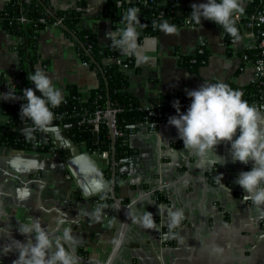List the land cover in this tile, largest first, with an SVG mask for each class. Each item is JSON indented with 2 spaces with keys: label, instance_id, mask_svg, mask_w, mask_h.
I'll return each instance as SVG.
<instances>
[{
  "label": "crops",
  "instance_id": "obj_1",
  "mask_svg": "<svg viewBox=\"0 0 264 264\" xmlns=\"http://www.w3.org/2000/svg\"><path fill=\"white\" fill-rule=\"evenodd\" d=\"M6 1L0 0V7ZM48 1L55 10H79L77 28L97 46H111L105 33L120 28H115L107 15V0ZM204 2L207 0H178L176 15H189L193 3ZM242 6L245 8L243 0ZM168 22L176 26L177 34L165 35L159 27L150 34L138 27V50L151 57L148 62L138 64L134 56L120 50L116 59L132 60L126 69L128 89L146 110H151V115L156 110L158 114L168 96H186V89H196L203 82L232 81L247 86L255 81L253 64L241 58L242 43L228 44L213 21L202 19L201 26ZM66 32L60 24L40 31V57L33 72L44 70L62 93L75 86L87 94L98 86V75L81 60L76 43L81 45ZM202 41L205 62L192 68L185 59ZM15 45L14 37L0 27V93L15 90L14 85L20 81ZM15 95V99L7 100L0 96V124L6 120L4 106L22 101L17 92ZM167 121L158 127L147 121L135 124L126 139L129 154L115 161V176L121 175L115 195L128 202L144 195L131 203L128 231L112 264H264V228L260 224L264 206L258 208L251 200H243V189L235 183L238 174L250 170L253 162L233 161L230 142H220L203 155L184 149L177 129ZM35 132L39 136V131ZM43 133L48 137L43 138L49 142L48 152L0 146V264H12L18 257L15 250L3 252L5 247L15 245V239L25 241L17 228L37 219L54 237L70 228L74 239L61 243L74 252L78 264H103L121 226L120 211L113 201L97 207L89 188H82L70 177L61 160L64 154L52 146L57 140L55 132ZM81 151L90 152L82 144ZM91 156L106 180L102 169L110 162L112 173L111 157L107 161L96 152ZM107 183V191L100 194L110 197L111 181ZM156 192L165 197V202L156 200ZM97 208L101 209L99 220L93 215ZM176 210L183 212V219L179 226L171 227L170 212ZM145 212L152 214L155 228L137 222ZM161 234L167 244L161 241Z\"/></svg>",
  "mask_w": 264,
  "mask_h": 264
},
{
  "label": "trees",
  "instance_id": "obj_2",
  "mask_svg": "<svg viewBox=\"0 0 264 264\" xmlns=\"http://www.w3.org/2000/svg\"><path fill=\"white\" fill-rule=\"evenodd\" d=\"M245 2V11L248 15L259 7H264V0H243ZM82 6V3L79 4ZM151 7L144 6L142 0L135 3H129L125 0H107V15L112 19L115 28H121L122 16L128 8L138 7L140 9L139 18L141 25L147 33H155L161 20L155 21L154 17L162 10V20L175 23H183L187 16H177L176 12L171 13L172 0H151ZM49 8L51 14L46 11ZM24 16L26 21H20ZM81 13L79 10H55L51 7L48 0H7L0 7V27L12 35L16 40L13 50L18 55V70L20 81L14 85L16 92L22 97L21 90L28 88L32 83L27 77L34 73V65L39 60L38 37L41 30L54 25L57 21L64 24L68 29V34L73 33L83 44L79 46L76 43L78 53L82 61L89 64L98 75V86L87 94L80 93L75 86H69L64 95V101L60 106L53 108L54 120L52 125L75 124L67 130L68 136L77 144H82L89 151H107L110 160L112 154V137L107 119L104 115L99 118V128L94 130V112L97 109L106 111L107 101L110 102V108H119L116 114V129L122 134L115 136L114 150L115 161L119 162L129 154V148L126 143L127 136L134 129L135 124L142 121H153L157 116L150 114V109L146 110L137 100L136 96L128 89L126 69L132 65L131 59L116 61L119 49L110 47H99L93 39L77 28ZM243 24L249 27L248 18H243ZM217 25V24H216ZM219 28L220 26L217 25ZM69 36V35H68ZM228 42V37L225 38ZM88 52V53H87ZM249 57L256 56V50L243 49ZM185 60L190 67H195L205 62V52L194 56L196 62L192 63L190 59ZM93 59V61H92ZM231 88L243 92V99L249 104L262 108L264 104V83L253 81L247 86H237L232 81H225ZM178 99L180 101V111L186 113L191 103V98L186 96H168L167 101L159 106L160 111L164 112V118L167 119L169 112H176L172 107V102ZM22 99L18 105L4 106L3 112L6 117L4 123L0 124V146H5L17 150L48 152L50 150L49 142L40 139L37 133H32L34 139L28 140L25 137L24 130L32 126L31 122L25 118L21 120L20 106L25 103ZM103 175L107 181H111L112 173L110 162H107L102 169ZM121 175L116 173L115 188ZM211 180L215 181V176L211 175ZM158 202H165V197L155 193ZM94 201L112 202L106 194L94 196Z\"/></svg>",
  "mask_w": 264,
  "mask_h": 264
},
{
  "label": "clouds",
  "instance_id": "obj_3",
  "mask_svg": "<svg viewBox=\"0 0 264 264\" xmlns=\"http://www.w3.org/2000/svg\"><path fill=\"white\" fill-rule=\"evenodd\" d=\"M243 11L242 0H207L191 5L189 19L200 26L202 19L213 21L230 36L238 37L234 17ZM139 12L138 7L128 8L122 16L124 26L106 32L105 37L111 41L113 48L119 49L122 54L134 56L138 64H143L151 57L138 50V27L142 26ZM158 27L165 35L178 32L176 26L166 20ZM27 78L35 85V91L32 88L21 90L22 99L26 102L20 106V117L31 122L33 127L26 128L24 134L26 139L32 140L35 130L47 131L52 125L55 118L52 109L61 105L64 95L53 84L52 77L42 69L37 68ZM37 91L40 95H36ZM185 91L191 98L186 113L180 111V101L176 99L172 102L176 115L169 116L167 121L177 129L183 148L203 155L220 142H230L233 161L244 164L253 162L250 170L241 171L235 181L243 189V200H251L258 208L264 206V111L243 99L242 91L222 81L203 82L198 88ZM15 93V90L9 89L7 93H0V96L5 100L15 99ZM100 212L101 209L97 208L93 214L96 220L100 219ZM170 217V226L177 227L183 219V212H170ZM137 222L145 228H155L150 212H145ZM59 223L63 224L64 221ZM17 231L26 237L25 241L15 239L14 246L3 249L5 254L13 250L18 252L12 264H78L74 252L61 243L62 240L69 242L74 239L70 228H64L62 236L54 237L37 219L30 225H21Z\"/></svg>",
  "mask_w": 264,
  "mask_h": 264
},
{
  "label": "water",
  "instance_id": "obj_4",
  "mask_svg": "<svg viewBox=\"0 0 264 264\" xmlns=\"http://www.w3.org/2000/svg\"><path fill=\"white\" fill-rule=\"evenodd\" d=\"M46 11L51 14V11L46 8ZM165 20H161L163 22ZM60 26L67 30V27L60 23ZM71 33V32H70ZM73 38L79 42V44L83 47V44L78 40V38L71 33ZM88 53V52H87ZM93 61V59H92ZM94 62V61H93ZM28 88H32L35 91V85L33 83H30ZM36 95H40L39 92H36ZM161 102V101H160ZM166 102V100H165ZM107 108H110V102L109 100L107 101ZM262 109H264V104L262 105ZM182 112V111H181ZM170 115L176 114V112H169ZM184 113V112H182ZM157 110L155 113L152 115H156ZM105 118L107 119L108 126L110 128V133L112 137V154H111V161H112V179L110 183V187L108 189V193L110 194V197L114 204L117 206V208L120 211L121 214V226L118 231L117 238L113 244L112 249L110 250L108 257L106 261L103 264H112L114 259L117 256L118 250L123 244L126 232L128 231V224H129V209L130 206L132 205L131 203L134 202H128V199L125 200H120L116 195L114 191L115 187V150H114V141H115V136L112 131V121H111V115L108 113L105 115ZM75 124H67V125H51L47 131L44 132H55L56 135V142L53 143L54 148H58L60 152L64 154L65 157H61V160L67 167V170L70 173V177L77 179L78 184L82 187H88L90 195H98L102 192L107 191L108 188V183L107 181L103 178L101 175L100 171L97 169L96 165L94 164L92 160V156L90 152H82L81 151V145L75 143L68 135L66 134V131L70 129L71 127H74ZM33 127V126H31ZM27 127V128H31ZM38 130V129H37ZM39 132V138H45L47 139L48 137L43 133V131L38 130ZM54 140V138L52 137ZM60 141V142H59ZM51 146L52 149H54ZM68 147V148H65ZM68 156V158H66ZM180 180V179H179ZM178 181V180H177ZM172 183V182H171ZM168 184V183H167ZM164 185V184H163ZM150 192V191H149ZM148 193V192H147ZM146 194V193H145ZM124 203H127L126 206H124Z\"/></svg>",
  "mask_w": 264,
  "mask_h": 264
},
{
  "label": "built area",
  "instance_id": "obj_5",
  "mask_svg": "<svg viewBox=\"0 0 264 264\" xmlns=\"http://www.w3.org/2000/svg\"><path fill=\"white\" fill-rule=\"evenodd\" d=\"M151 0H142V3L144 6H148V8L151 7L150 5ZM177 5H178V0H172V6L170 9L171 13H175L177 12ZM163 11L161 10L159 12V14H157L154 17V21H158V20H162ZM190 14L186 16L185 20H184V24L186 25H194V22H190ZM243 18H248V23H249V27L245 26L242 22ZM235 27L238 29V37H232L230 36L223 27L220 26V30L221 33L223 35V38H227L228 37V44L232 45L237 41H240L242 43V54H241V58L244 62H251L253 64L254 67V76H255V80L256 81H261L262 83H264V7H259L258 9H256L254 12H252L250 15H248L245 11L242 14H236L235 17ZM20 21L24 22L26 21V18L24 16L20 17ZM60 21H57L56 23H54V25H59ZM204 46H205V42L202 41L200 42V45L198 47V49L196 50V52L193 54L194 56L196 55H201L205 52L204 50ZM243 49H251V50H256V56L254 58H251L248 56L247 53L243 52ZM192 57L190 59V61L192 63H195L197 60L195 57ZM264 94V91H263ZM119 108H109L106 111H102L100 109L95 110L94 115H95V119H94V130L97 132L98 128H99V118L102 115H106V114H110L111 115V121H112V131L114 136H118L121 135L122 133L116 129V114L119 111ZM166 119L164 118V112L162 111H158L157 114V119L153 120V121H147L149 122V124L152 127H158L161 124H163V122ZM97 153L98 155L101 156V158L103 159H107L108 158V152L107 151H102V152H98V151H90V153ZM97 204L99 207L101 204V201H97ZM260 224L262 226V228H264V218H260ZM163 234H161V241H164L163 239ZM165 244H167L166 241H164Z\"/></svg>",
  "mask_w": 264,
  "mask_h": 264
}]
</instances>
